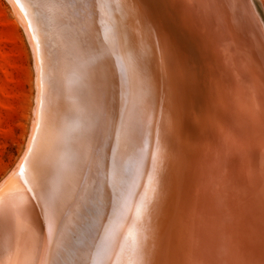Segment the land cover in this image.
<instances>
[{
    "label": "bare ground",
    "instance_id": "obj_1",
    "mask_svg": "<svg viewBox=\"0 0 264 264\" xmlns=\"http://www.w3.org/2000/svg\"><path fill=\"white\" fill-rule=\"evenodd\" d=\"M7 1L16 12L34 54L36 104L22 154L0 180V264H51L62 233L67 234L69 242L75 243L72 233L77 223L67 208L62 226L52 222L48 194L35 178L39 172L48 171L50 182L66 184L73 179L83 163L82 154L73 149L74 137L84 139L92 135L100 105L96 90L79 72L81 61L72 39L74 30L58 23L53 12L37 32L35 9L29 6L28 0ZM145 7L157 21L159 31L186 59L205 65L209 76L206 82L195 86L177 76L173 84L174 102L169 98V82L159 77L153 82L148 135L143 144L144 165L138 177V194L131 199L125 221L128 228L135 220V205L140 195L146 187L155 186L150 185L148 174L158 141L167 157L163 164L165 180L154 211L137 224L146 229L138 237L146 253L141 264H181L193 240L199 245L198 256L206 249L214 250L227 264L229 260L239 264H264V185L254 162L264 151L260 135L264 108L261 64L264 62L259 55L264 23L255 2L215 0V15L226 35H246L253 45L254 63L245 74L247 81L244 77L233 81L230 71L225 72L229 69L214 51L209 24L203 21L186 23L181 13L165 0H147ZM34 35L37 40L33 39ZM154 42L155 36L145 37L141 43L149 56ZM155 59L153 57V66ZM109 79L112 116L118 128L121 110L132 107L131 103L126 105L125 100L129 99V94H139L141 89L130 82L122 85L119 69L115 66ZM214 87L215 92L212 91ZM210 112L214 116L218 113L223 119L209 120ZM229 117L235 125L230 146L248 163L242 164L230 181H225L220 177L212 148L213 133ZM169 128L170 139L166 134ZM116 135L113 129V144ZM246 168L251 169L247 182L243 179ZM211 185L222 186V189L209 191ZM194 202L199 207L195 211L197 228L193 236L185 210ZM124 234H127L126 229L117 235V240L123 242ZM235 237L245 244L237 243ZM131 245L130 238L126 242L125 255H112L111 264H125Z\"/></svg>",
    "mask_w": 264,
    "mask_h": 264
},
{
    "label": "snow or ice",
    "instance_id": "obj_2",
    "mask_svg": "<svg viewBox=\"0 0 264 264\" xmlns=\"http://www.w3.org/2000/svg\"><path fill=\"white\" fill-rule=\"evenodd\" d=\"M165 2L179 11L186 23L203 21L212 27L214 51L221 62L228 66L233 81L248 73L254 63L251 55L253 45L246 35L229 37L225 34L215 15V0ZM146 3L147 0H28L29 6L35 9L33 15L37 21V32L53 12L58 23L74 30L72 39L81 61L79 72L96 90L97 103L100 105L98 123L92 135L84 139L74 137L73 149L82 154L83 163L73 179L66 184H58L54 180L50 182L51 173L48 171L39 172L35 178L41 189L48 194L52 222L62 226L67 208L77 223L72 233L75 243L69 242L67 234L62 233L51 264H111L112 255H125L126 242L130 238L132 245L125 264H141L146 254L145 245L138 239L141 231L146 229H141L137 224L143 217L153 213L159 199V189L165 180L163 164L167 153L159 141L152 153V166L148 174L150 185L155 186L146 187L140 195L135 205L132 227L128 228L125 221L128 219L131 199L138 194V177L144 165L143 144L148 135L153 82L157 77L169 82V98L174 102L173 84L177 76H182L186 83L193 86L206 82L209 76L205 65L186 59L167 36L159 31L157 21L145 7ZM168 15L171 16V13ZM154 36L155 42L149 56L141 48V43L145 37L152 39ZM33 39L37 40V36L34 35ZM39 47L37 43L38 50ZM259 55L264 62V39L260 41ZM153 57L156 58L155 66ZM113 66L119 69L122 85L130 82L141 89L139 94H129V99L125 100V104L131 103L132 107L131 110L127 106L121 110L118 128L112 116L110 101L109 75ZM261 76L264 79V63L261 64ZM212 91H216L215 87ZM208 118L223 119L218 113L214 116L211 112ZM234 127L229 117L213 133L212 153L220 177L225 181H230L237 175L241 165L248 163L230 146ZM113 129L117 132L115 144L112 143ZM166 134L170 139L171 128ZM260 135L264 141V108ZM254 162L264 185V151ZM250 173L251 169L246 168L243 176L245 182L249 180ZM198 207L199 204L194 202L185 210L193 236L197 228L195 211ZM125 229L127 234L123 235V242H120L117 235L123 234ZM198 246L193 240L181 264H227L214 250H202L198 256ZM200 256L211 258L205 260Z\"/></svg>",
    "mask_w": 264,
    "mask_h": 264
},
{
    "label": "rangeland",
    "instance_id": "obj_3",
    "mask_svg": "<svg viewBox=\"0 0 264 264\" xmlns=\"http://www.w3.org/2000/svg\"><path fill=\"white\" fill-rule=\"evenodd\" d=\"M253 1L264 23V0ZM34 62L30 42L16 12L9 1L0 0V180L21 156L30 133L36 104ZM235 239L244 243L238 237Z\"/></svg>",
    "mask_w": 264,
    "mask_h": 264
},
{
    "label": "water",
    "instance_id": "obj_4",
    "mask_svg": "<svg viewBox=\"0 0 264 264\" xmlns=\"http://www.w3.org/2000/svg\"><path fill=\"white\" fill-rule=\"evenodd\" d=\"M194 25V24H193ZM260 77H258V82L260 81L261 82V79H259ZM244 80L247 81V76H244ZM264 81V79H263ZM222 189V186H215V185H211L210 188H209V191H219Z\"/></svg>",
    "mask_w": 264,
    "mask_h": 264
}]
</instances>
